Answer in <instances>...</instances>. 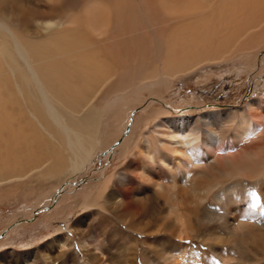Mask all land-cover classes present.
<instances>
[{"label":"bare ground","instance_id":"bare-ground-1","mask_svg":"<svg viewBox=\"0 0 264 264\" xmlns=\"http://www.w3.org/2000/svg\"><path fill=\"white\" fill-rule=\"evenodd\" d=\"M262 23L264 0H0V187L82 169L106 141L119 140L120 124L133 109L119 111L122 104L138 95L143 103L160 93V84L165 88L203 64L237 54L253 61L244 50L255 35L245 34ZM111 113L113 120H105ZM236 115L175 117L158 107L136 118L127 141L105 155L125 156L122 167L84 200L102 218L87 215L81 233L92 223L108 230L105 246H84L87 263L134 264L126 247L110 251L133 232L146 235L148 247L171 264H180L177 253L185 250L176 238L202 234L225 264H264L262 99ZM150 123L154 128L135 139L141 124ZM48 246L44 264L76 260L67 241ZM26 254L0 264L42 259Z\"/></svg>","mask_w":264,"mask_h":264},{"label":"rangeland","instance_id":"rangeland-1","mask_svg":"<svg viewBox=\"0 0 264 264\" xmlns=\"http://www.w3.org/2000/svg\"><path fill=\"white\" fill-rule=\"evenodd\" d=\"M262 24L264 25V23ZM263 25L257 26V29L255 26L251 29L252 31L245 34L247 38L251 33L255 35L254 40L250 42L244 52L253 56L252 58L255 60L256 55L261 52L257 61L254 59V62L250 61L249 58L241 59L237 54L235 59L223 61L222 64L212 62L203 64L191 72L178 74L180 77L173 80L174 82L172 81L170 85L166 86L167 88H161L160 84L161 87H158L159 90L161 89L160 93L149 95L143 103L138 100L140 98L138 95L135 101H131L134 103L122 104L119 111L131 107L133 109L126 113V119L123 118L125 121L120 124L119 140L108 144L110 139L106 141L107 135H105L104 149L98 150L82 169L69 173L68 176L67 174L58 175V179L54 177L46 182L32 179L28 185H24L20 181L12 187L8 184L1 186L0 192L3 196L0 199V263H4V261L7 263L8 260L15 257V254L23 258L29 252L35 253L37 257H42L44 251L46 254H52V247L48 245L52 241L63 240L70 244L72 255L74 254L76 258L70 264H88L84 246H87L91 251L105 246L104 242L108 241V238L105 237L108 230L104 229L106 225L97 224L98 226L95 227V223H92V228L87 233H81V230H87L89 222L87 215L97 213L99 220L101 217L100 209L93 206L91 201L85 206L84 200L88 194L97 189L96 186H99V183L101 184L110 173L112 174L116 167H122L125 160V156L120 157L119 160H116L114 155L112 158L106 157L107 150L115 152L117 146L123 145L129 138L135 119L147 117L158 107L169 110L175 117L179 115L199 117L204 113L214 111L227 113L229 110H235L238 118L240 110L245 109L249 102L262 99L264 103V70L260 73L261 64L264 62V59L261 61V57L264 55ZM243 41L244 39L239 43L241 47L244 46ZM236 47L238 48V46ZM259 77H263V80ZM111 114H107L105 120H109L111 116L110 120H113V114ZM143 126L141 124L135 139L143 130L154 128L152 123H150V128ZM52 226L58 229L53 231ZM217 229L221 231L220 227H216ZM126 230L124 227L121 232L125 233ZM206 230L205 234L213 232L210 228ZM81 237L83 240L80 239ZM123 237L120 241L121 246L117 243L116 247L111 246L110 251L115 253L117 248L126 247L124 250L129 258L134 259V264H171L173 262L172 259L164 257L159 249L149 248L144 241L147 239L146 235L128 232ZM203 237L202 234L199 239H175L177 245L185 247L183 254L180 251L177 253L180 264H208L206 259L213 260V264L220 262V264H225L205 246L207 244L201 242ZM205 239L207 242H211L207 237ZM125 242L129 245H123ZM43 259L42 257L39 260L19 263L44 264ZM188 259H193L195 262L192 260L191 263ZM67 260L71 261V258Z\"/></svg>","mask_w":264,"mask_h":264},{"label":"snow or ice","instance_id":"snow-or-ice-1","mask_svg":"<svg viewBox=\"0 0 264 264\" xmlns=\"http://www.w3.org/2000/svg\"><path fill=\"white\" fill-rule=\"evenodd\" d=\"M254 195V194H253Z\"/></svg>","mask_w":264,"mask_h":264}]
</instances>
